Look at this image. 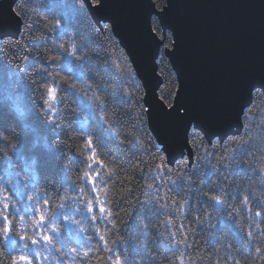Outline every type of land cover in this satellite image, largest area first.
<instances>
[{
  "label": "trees",
  "instance_id": "1",
  "mask_svg": "<svg viewBox=\"0 0 264 264\" xmlns=\"http://www.w3.org/2000/svg\"><path fill=\"white\" fill-rule=\"evenodd\" d=\"M91 1L97 4V0ZM153 2L159 10L165 5V0ZM14 11L22 21L21 32L16 38L0 40V192L6 193L10 202L8 209L0 206V210L15 225L12 230L19 243L15 248L6 245L3 228L7 222L0 223V264H12L21 249L33 264H42L28 249L39 247L43 241L33 245L22 238L33 235L28 221L39 216L33 211L35 201L29 200V196H37L41 202L49 199L47 205L36 207L45 211L46 219L55 214L59 231H49L51 224L39 230L50 235L54 243L64 242L68 247L78 246L75 241L99 245L90 264L106 261L114 264L116 255L121 264H169V261L180 264V255H191L194 264H216L217 259L220 264H225V259L227 264H234L233 258L239 264H264L254 251L249 255L247 245L248 226L252 224L249 217L256 211H264L261 208L264 204V180L261 179L264 177L261 171L264 168V93L253 92V100L243 112L244 127L240 133L224 141L208 142L199 131L191 129L193 160L183 157L172 163L150 129L143 84L108 23L97 24L82 0H19ZM151 23L164 40L157 59L158 73L163 80L159 96L172 106L178 82L165 56V49L172 44V34L164 33L156 17ZM57 24L59 28L55 27ZM61 44L64 48H60ZM72 44L80 49L76 57L68 55ZM81 65L86 74L84 78H80ZM45 84L57 87L59 126L48 123L44 115ZM72 84L76 85L75 89ZM94 94L103 104L89 99ZM89 106L95 113L89 120L75 115L81 110L87 113ZM110 124L119 131V139L109 131ZM89 133L101 158L120 173L109 181L112 191L107 206L114 214L115 227L105 219L92 220L93 215L104 214L98 206L94 212H88L84 199L79 205L67 201L63 209L53 200L56 193L63 195L65 189L69 195L79 196L76 185L96 195L91 183L82 179L88 150L82 147L81 138L86 139ZM136 137L144 141L147 152L137 144ZM229 148L236 150V157L225 167L223 157L231 155ZM161 158L173 172L169 174L171 179L165 176L164 180L155 181L161 186L159 195L167 193L176 201L188 202L183 209L185 215L180 216L171 211L175 205L169 201L167 219L173 224H166L161 214L164 210L153 203L146 204L147 197L143 195L146 183L152 182L147 164L159 163ZM213 167L217 169L215 174ZM176 172H183L187 179ZM171 180L177 184L172 185ZM201 180L203 184L199 183ZM70 181L75 184L70 186ZM22 182L27 190H21ZM181 185L182 190L177 191ZM218 185L224 192L226 208L214 205L201 195V192L220 194ZM245 195L249 196L253 211L240 207ZM77 206L83 216L75 211ZM68 215L79 220V225L69 224ZM20 218L25 221L24 225L19 223ZM79 227L86 230L77 235ZM105 227L112 252L104 250L96 231L97 228L104 231ZM251 231L258 230L252 227ZM173 232L178 234L172 236ZM181 234L187 239V247L180 244L177 250L175 245L182 239ZM86 237L92 239L86 241ZM225 253L230 255L225 257Z\"/></svg>",
  "mask_w": 264,
  "mask_h": 264
},
{
  "label": "water",
  "instance_id": "2",
  "mask_svg": "<svg viewBox=\"0 0 264 264\" xmlns=\"http://www.w3.org/2000/svg\"><path fill=\"white\" fill-rule=\"evenodd\" d=\"M18 1L0 0V40L21 32ZM82 1L97 24L111 26L128 54L145 89L150 129L172 163L193 160L191 129L208 142L243 130L253 92L264 93V0H165L161 10L153 0ZM153 17L172 34L165 49L178 82L172 106L159 96L164 40ZM6 236L16 244L11 230Z\"/></svg>",
  "mask_w": 264,
  "mask_h": 264
},
{
  "label": "snow or ice",
  "instance_id": "3",
  "mask_svg": "<svg viewBox=\"0 0 264 264\" xmlns=\"http://www.w3.org/2000/svg\"><path fill=\"white\" fill-rule=\"evenodd\" d=\"M55 27L59 28L60 25L57 24ZM60 48H64V45L61 44ZM80 51V49L77 48L75 44H72L71 46V52H68V55L72 57H76L77 53ZM86 76L83 65L80 66V78H84ZM65 83H68L65 81ZM71 87L73 89L76 88L75 84H72ZM90 87V86H89ZM45 91H46V98L44 100V103L46 105L45 110V117L47 119V122L59 126V115L60 113L57 110V87L54 85H48L45 84ZM131 96V93L128 94ZM89 99H92L94 102L98 101L99 104H103V100H101L98 96L95 94L93 97H90ZM131 101H129L130 103ZM75 115L79 117H83V120L87 121L91 116H95V113L92 111L91 106H89L87 113L84 110H81L78 113H75ZM108 129L112 134L119 139L120 133L119 131L114 127V125H108ZM5 139H7L5 137ZM84 140V143L82 144V147L86 150H88V154L86 157L87 160V166L83 173L82 179L85 181H88L92 185V191L96 193L95 196H92L91 193H87V190L80 186L76 185L79 189L80 195L79 196H73L69 195L67 192V189H65L64 194L61 195L60 193H56L53 197V200L57 202L56 206L60 209L65 208V203L67 201H72L76 205H79V202L81 199H84V207L87 209L88 212H94L96 207H99V212L103 213L104 215L101 217H98L97 215H93L91 217L92 220L97 219H105L107 224L112 225L115 227V224L113 222V212L112 210L107 206L108 204V198L110 196V193L112 191V188L109 186V181H113L120 175L119 171L116 168L109 167V161H106L101 158L98 150L97 145L94 144V140L92 138V134L89 133L88 137L81 138ZM137 144L144 149L145 152H147V148L145 146V143L143 140H141L139 137L135 138ZM243 150V149H241ZM228 151L231 153L230 156L223 157V160L225 162V167H228V162L235 159L236 157V150L233 148H229ZM83 155V154H82ZM99 166V167H97ZM147 170L149 171V174L151 176V181L149 183H146L145 188L146 191L143 193L145 197H147L145 203H153L158 207V209L164 210L161 212L162 215L165 216V223L166 224H173V221L167 219L168 210L170 208L169 201L171 204L175 205V208H172L171 211L174 213H178L180 216L185 215L183 209L188 203L187 201H176L175 199H172L171 197H168L167 193H164L163 195H159L160 193V185H157L155 181L157 179L164 180L165 176H169V179H171L170 175L173 170L167 168V166L162 162L156 163L154 161H150L147 164ZM217 169L213 167V173ZM261 171H264V168H261ZM176 175H179L182 179H187V177L184 176L183 172H176ZM65 176L67 178V173H65ZM107 178V179H106ZM125 179H128V177H125ZM262 180H264V177H261ZM193 183V182H190ZM199 183L203 184V181H199ZM73 183L70 181V186ZM172 185H176V180H171ZM219 189V185L217 186ZM21 190H27V185L25 183H21ZM182 190V185L177 188V191ZM35 191V189H33ZM220 194H210L208 192H201V195L207 197L209 200L214 202V205H221L223 208L227 207V201L226 199L222 198L224 196V192L222 189H219ZM167 197V199H165ZM29 200L35 201V204L32 205L33 211L38 212L39 216L38 218H34L31 221H28V224L31 225L33 230L32 236H23V239L30 240L33 245H36L38 241H43L42 244H40L39 247L35 248H29L28 252L33 256V258H39V260L42 262V264H63L65 260L68 261V264H90L92 260V254L98 250L99 245H93L91 243H80L77 242L78 246L68 247L67 244L64 242L54 243L53 238L50 235L41 233L39 230L44 228L45 225L51 224V227L49 231L51 232H57L59 231L58 227L55 224V214L51 219H46L45 211L41 210V207H36V205H47L49 203V199L45 198L43 202L37 197V196H29ZM0 206H2V209H8L10 206L9 198L6 193L0 192ZM241 208H246L248 211H253L249 205V196L245 195L240 202ZM261 208L264 209V204L261 205ZM222 210V209H221ZM237 212H239V209H235ZM75 211L80 213L81 216H83V213L80 211V207L77 206L75 208ZM0 216L3 217L2 221L7 222L5 224L3 231L8 232L11 230V228L15 227V225L12 224V221L10 218L6 215H3L2 210H0ZM256 217H260V220L257 221ZM199 220V218H197ZM249 219L252 220V224L248 226L247 231V245L249 249V255L251 252H255L258 258H261L264 260V211H256L253 213ZM67 221L69 224H75L79 225L80 221L74 218L71 215L67 216ZM19 223L21 225L25 224V221L20 218ZM175 226V225H174ZM255 227L258 231L256 233H253L251 231V228ZM85 228L79 227L77 231V235L82 234L85 232ZM97 232H99V240L103 242L104 250L106 252H112L113 249L110 247V239L107 234V228L105 227L104 231H101L99 228L96 229ZM178 233L173 232L171 235L175 236ZM176 242V249L179 250V245L184 244L187 247V239L183 238ZM34 237H38L34 238ZM5 239L8 241L9 247L15 248V242L10 239V237H5ZM92 239L91 237H86L85 240L88 241ZM27 245H24V248H27ZM146 251V249H145ZM139 254V252L137 253ZM173 255H176L174 252ZM230 255V253H225V257ZM158 259V258H153ZM180 264H194V258L191 255L185 256L180 255ZM196 259H200L199 257ZM109 260H111V257H109ZM234 264H239V260H236L233 258ZM20 261H23L24 264H33V260L29 259L27 255L23 254V249H21V254L16 256L15 259L12 261V264H20ZM99 264V262H98ZM107 264V261L105 262ZM114 264H121L119 255H116ZM169 264H171V261H169ZM216 264H220L219 259H217ZM225 264H227V259H225Z\"/></svg>",
  "mask_w": 264,
  "mask_h": 264
},
{
  "label": "clouds",
  "instance_id": "4",
  "mask_svg": "<svg viewBox=\"0 0 264 264\" xmlns=\"http://www.w3.org/2000/svg\"><path fill=\"white\" fill-rule=\"evenodd\" d=\"M69 179H71V177H69ZM73 183H75V181H72ZM143 222L141 221V224H142ZM29 226H31V225H29ZM141 244H143V242H141ZM6 264H7V262H6Z\"/></svg>",
  "mask_w": 264,
  "mask_h": 264
},
{
  "label": "bare ground",
  "instance_id": "5",
  "mask_svg": "<svg viewBox=\"0 0 264 264\" xmlns=\"http://www.w3.org/2000/svg\"><path fill=\"white\" fill-rule=\"evenodd\" d=\"M67 236L69 237V234H67ZM75 242H78V241H75ZM18 243H19V241H17L15 245H17ZM8 246H9V245H8Z\"/></svg>",
  "mask_w": 264,
  "mask_h": 264
}]
</instances>
